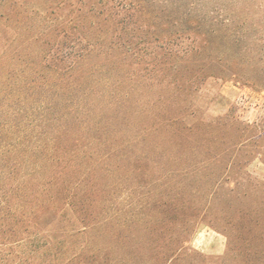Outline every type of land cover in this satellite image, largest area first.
Segmentation results:
<instances>
[{
	"label": "rangeland",
	"instance_id": "374dc122",
	"mask_svg": "<svg viewBox=\"0 0 264 264\" xmlns=\"http://www.w3.org/2000/svg\"><path fill=\"white\" fill-rule=\"evenodd\" d=\"M44 88L0 264H264V0H0V107Z\"/></svg>",
	"mask_w": 264,
	"mask_h": 264
},
{
	"label": "trees",
	"instance_id": "16d2710c",
	"mask_svg": "<svg viewBox=\"0 0 264 264\" xmlns=\"http://www.w3.org/2000/svg\"><path fill=\"white\" fill-rule=\"evenodd\" d=\"M50 89L7 97L0 107V189L26 192L40 207L45 203L39 190L54 182L53 176L46 178L51 154L44 153L54 148L43 143V130L54 125L52 114L56 112Z\"/></svg>",
	"mask_w": 264,
	"mask_h": 264
}]
</instances>
